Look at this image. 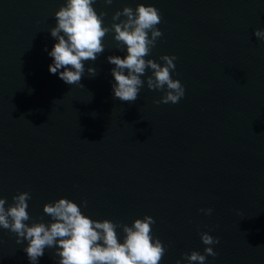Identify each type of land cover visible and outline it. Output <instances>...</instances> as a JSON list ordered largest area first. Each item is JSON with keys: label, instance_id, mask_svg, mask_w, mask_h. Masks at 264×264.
Listing matches in <instances>:
<instances>
[{"label": "water", "instance_id": "1", "mask_svg": "<svg viewBox=\"0 0 264 264\" xmlns=\"http://www.w3.org/2000/svg\"><path fill=\"white\" fill-rule=\"evenodd\" d=\"M65 2L0 0L5 207L29 192V226L49 223L43 205L60 198L93 220L131 226L151 216L152 237L166 249L160 264H187L182 254L206 247L217 255L204 264H264V41L253 34L264 30V0H95L109 28L125 6L159 10L162 36L145 59L177 58L171 75L185 96L176 104L153 102L164 92L147 88L151 70L136 101L114 98L107 57L127 55L114 31L103 38L104 52L84 62V87L51 74L50 29ZM209 208L210 215L200 211ZM203 232L219 243L204 245ZM16 240L0 228V264H31L27 241ZM53 253L46 248L37 264H57Z\"/></svg>", "mask_w": 264, "mask_h": 264}, {"label": "clouds", "instance_id": "2", "mask_svg": "<svg viewBox=\"0 0 264 264\" xmlns=\"http://www.w3.org/2000/svg\"><path fill=\"white\" fill-rule=\"evenodd\" d=\"M113 0H105L111 4ZM95 0H66L55 12L56 25L50 29V34L57 42L48 55L53 58L49 65L51 74L68 85H80L85 73V61H95L105 50L103 38L114 31L117 48L126 46L127 55L108 56L107 60L115 67L111 69L115 83L112 85L114 98L122 102H134L138 99L145 81L146 70H151L146 83L149 90L163 91L164 95L155 104H176L185 96V88L179 80L172 78L175 69V56L160 57L163 65L153 59H145L155 47L157 38L162 32L156 27L161 23V14L157 8L140 3L135 9L125 6L112 16L111 27L103 26L105 12L99 14L93 4ZM125 17V19H120ZM149 33L151 34L149 36ZM255 37L264 41V30H254ZM61 69H63L61 71ZM127 70V74H125ZM90 77L97 72L88 68ZM55 102V101H54ZM31 199L29 192L13 196V203L5 207L6 198H0V228L16 234L17 244L27 241L23 251L31 264L45 253V249H54L53 255L59 257L57 264H160L165 254L162 242L152 237L151 216L135 219L131 226L114 223L104 219L93 220L82 214L80 206L70 199L60 198L54 202L45 203L43 212L51 218L49 223L33 222L30 226L25 223L30 219L27 212ZM87 206V201L82 202ZM206 215L212 209H201ZM117 228L124 233L123 242L117 235ZM204 245L219 243L207 232L200 233ZM205 254L192 251L182 254L187 264H204L206 256L215 257L217 253L212 247L204 249ZM176 264H181L178 260Z\"/></svg>", "mask_w": 264, "mask_h": 264}]
</instances>
